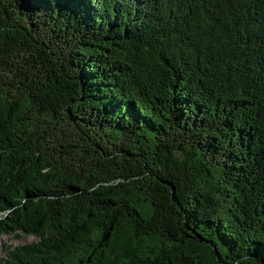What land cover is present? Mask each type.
<instances>
[{
	"label": "trees",
	"instance_id": "16d2710c",
	"mask_svg": "<svg viewBox=\"0 0 264 264\" xmlns=\"http://www.w3.org/2000/svg\"><path fill=\"white\" fill-rule=\"evenodd\" d=\"M0 264H264V0H0Z\"/></svg>",
	"mask_w": 264,
	"mask_h": 264
},
{
	"label": "rangeland",
	"instance_id": "374dc122",
	"mask_svg": "<svg viewBox=\"0 0 264 264\" xmlns=\"http://www.w3.org/2000/svg\"><path fill=\"white\" fill-rule=\"evenodd\" d=\"M36 240L35 236H26L25 234H22L20 238L15 237L13 234L0 235V259L8 256V247L15 248L16 246L35 242Z\"/></svg>",
	"mask_w": 264,
	"mask_h": 264
}]
</instances>
